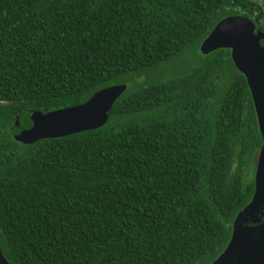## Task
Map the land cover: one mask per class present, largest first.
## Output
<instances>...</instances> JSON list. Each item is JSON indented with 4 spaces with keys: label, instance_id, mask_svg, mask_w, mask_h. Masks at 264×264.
I'll use <instances>...</instances> for the list:
<instances>
[{
    "label": "trees",
    "instance_id": "obj_1",
    "mask_svg": "<svg viewBox=\"0 0 264 264\" xmlns=\"http://www.w3.org/2000/svg\"><path fill=\"white\" fill-rule=\"evenodd\" d=\"M233 14L264 31L258 0H0V246L11 264H211L221 254L255 189L241 165L230 177L234 156L242 164L263 143L231 49L200 50ZM192 49L201 59L186 65ZM118 83L128 88L104 126L15 140L33 111Z\"/></svg>",
    "mask_w": 264,
    "mask_h": 264
},
{
    "label": "water",
    "instance_id": "obj_2",
    "mask_svg": "<svg viewBox=\"0 0 264 264\" xmlns=\"http://www.w3.org/2000/svg\"><path fill=\"white\" fill-rule=\"evenodd\" d=\"M264 31L243 14L222 18L203 40L200 50L209 54L219 48L231 49L236 68L248 81L254 102L258 127L262 136L254 193L239 211L226 248L211 264H264ZM128 84L118 83L95 92L81 104L48 111H33L32 125L22 128L14 138L32 144L45 138H58L97 129L107 124L110 111ZM19 126V120L15 122ZM0 264H11L0 246Z\"/></svg>",
    "mask_w": 264,
    "mask_h": 264
},
{
    "label": "rangeland",
    "instance_id": "obj_3",
    "mask_svg": "<svg viewBox=\"0 0 264 264\" xmlns=\"http://www.w3.org/2000/svg\"><path fill=\"white\" fill-rule=\"evenodd\" d=\"M263 6H264V0H258ZM259 30V29H257ZM201 56L200 53L197 52L195 49H192L186 56L185 61L186 65L189 64H196L200 61ZM182 62H179L178 67L174 64H165L159 68L152 69L149 72V78L150 79H163L169 76H172L178 72L179 67ZM256 113V112H255ZM257 120V117H256ZM258 125V121H257ZM256 131V124L255 120L252 114H249L248 117V123L246 127L243 130V134L247 137L249 140ZM261 147L254 148L253 150H250V148L243 154V162L241 164L240 156H234L233 164L230 171V177L236 175V173L239 171V166L241 165V173L242 178L244 181V186L247 187L251 184L252 180L255 178L256 168H257V162L259 157V151Z\"/></svg>",
    "mask_w": 264,
    "mask_h": 264
}]
</instances>
